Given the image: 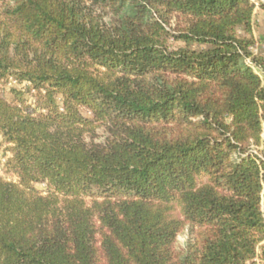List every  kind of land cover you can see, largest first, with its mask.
Masks as SVG:
<instances>
[{"label": "trees", "instance_id": "obj_1", "mask_svg": "<svg viewBox=\"0 0 264 264\" xmlns=\"http://www.w3.org/2000/svg\"><path fill=\"white\" fill-rule=\"evenodd\" d=\"M258 6L0 0V264L264 262Z\"/></svg>", "mask_w": 264, "mask_h": 264}, {"label": "rangeland", "instance_id": "obj_2", "mask_svg": "<svg viewBox=\"0 0 264 264\" xmlns=\"http://www.w3.org/2000/svg\"><path fill=\"white\" fill-rule=\"evenodd\" d=\"M255 25H256V35L257 37L259 36H264V10L262 8H260L259 6L256 9V15H255ZM264 47V46H263ZM16 86L18 88H23L24 84H19L15 81H10L8 84L5 85V89H6V95L8 97H11V92H10V87ZM264 129V127H263ZM104 133L103 131H99V138L103 139ZM263 145L260 146L257 150L261 151L264 149V130H263ZM262 155V154H260ZM10 154L9 152L6 151V144H2V138L0 136V176H2L3 178L7 179V180H16V177L7 173L5 171V168L3 166V164L7 161V159L9 158ZM39 189H43L42 185H38ZM263 205H264V193H263ZM264 207V206H263ZM187 239V232L184 234H181L178 237L179 240V244L182 245L184 244V242ZM258 264H264V262L258 260L257 261Z\"/></svg>", "mask_w": 264, "mask_h": 264}]
</instances>
